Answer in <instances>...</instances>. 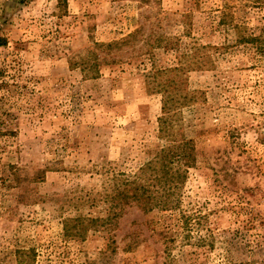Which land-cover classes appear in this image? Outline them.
Instances as JSON below:
<instances>
[{"label": "rangeland", "instance_id": "374dc122", "mask_svg": "<svg viewBox=\"0 0 264 264\" xmlns=\"http://www.w3.org/2000/svg\"><path fill=\"white\" fill-rule=\"evenodd\" d=\"M0 42V264H264V0H0ZM187 92L176 207L84 231Z\"/></svg>", "mask_w": 264, "mask_h": 264}, {"label": "trees", "instance_id": "16d2710c", "mask_svg": "<svg viewBox=\"0 0 264 264\" xmlns=\"http://www.w3.org/2000/svg\"><path fill=\"white\" fill-rule=\"evenodd\" d=\"M1 45V42H0ZM112 48V44L107 45ZM173 68L172 70H180ZM173 82V80H171ZM161 85H165L161 83ZM165 87V86H163ZM194 97L190 93L175 97L168 94L163 99L162 115L159 118V132L168 142L156 157L142 166L138 172L128 174L121 179L111 198L112 214L107 218H88L83 230L96 227L99 224L111 223L118 218L125 205L136 204L144 212L155 209L170 210L176 207L177 194L184 185L190 168L195 167L198 161V148L194 138H188L176 123V110L190 105ZM175 119V120H174ZM176 128L179 131L176 132ZM74 219L66 221L69 223ZM68 229V227H66ZM19 264H38L33 258H25V252H20ZM24 256V257H23Z\"/></svg>", "mask_w": 264, "mask_h": 264}]
</instances>
